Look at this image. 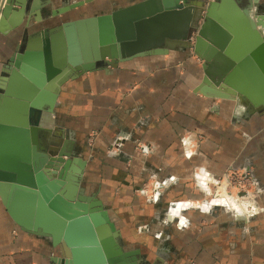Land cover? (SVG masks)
Instances as JSON below:
<instances>
[{
  "label": "crops",
  "instance_id": "crops-1",
  "mask_svg": "<svg viewBox=\"0 0 264 264\" xmlns=\"http://www.w3.org/2000/svg\"><path fill=\"white\" fill-rule=\"evenodd\" d=\"M33 1L41 6L40 21L36 13L20 18L12 11L0 31V76L25 34L140 0H93L54 18L53 8L80 0ZM187 50L136 57L68 80L44 125L61 148L86 161V193L102 199L124 249L138 251L139 263L145 255L148 264H264V193L253 203L256 212L238 211L217 206L216 197L208 203L205 187L251 162L264 187V133L254 127L264 116L238 97L198 91L203 61ZM138 142L151 144L150 153L142 154ZM146 184H154L150 198L138 192ZM132 228L140 231L136 239L128 236ZM58 254L50 239L22 231L0 198V264H51Z\"/></svg>",
  "mask_w": 264,
  "mask_h": 264
},
{
  "label": "water",
  "instance_id": "water-1",
  "mask_svg": "<svg viewBox=\"0 0 264 264\" xmlns=\"http://www.w3.org/2000/svg\"><path fill=\"white\" fill-rule=\"evenodd\" d=\"M92 1L53 8L51 18ZM3 2L1 32L12 11L20 18L32 12L42 19L36 1ZM251 5L243 6L242 0H140L22 37L0 76V198L22 231L46 237L58 248L51 264H141L138 251L124 249L122 233L102 199L85 193L86 161L61 148L52 128L44 125L62 86L88 72L182 46L203 61L198 91L220 90L224 99L242 94L253 113L264 115V13L252 11ZM192 28L198 30L194 41L189 39Z\"/></svg>",
  "mask_w": 264,
  "mask_h": 264
},
{
  "label": "rangeland",
  "instance_id": "rangeland-1",
  "mask_svg": "<svg viewBox=\"0 0 264 264\" xmlns=\"http://www.w3.org/2000/svg\"><path fill=\"white\" fill-rule=\"evenodd\" d=\"M205 1L208 2L210 0H205ZM251 1H252V5H251V3H249V0H242V5L243 6L251 5L252 6V11H256L257 10V11H260L261 13H264V0H258L257 2L255 0H251ZM1 4H4L3 0H1L0 5ZM56 23H57L56 21H50L48 25H50V24L51 25H56ZM197 34H198V30L192 28L190 30V32H189V39H192V41H194V39H195V37H196ZM181 47L178 46L175 49H181ZM184 48H186V47H184ZM186 49H188L187 51L191 55H193L194 57H196L199 60H201L198 56H196L193 53V49H191V48H186ZM1 61H2V58H1V55H0V62ZM236 95H237L238 99H239V97H240V99H243L240 94H236ZM221 99H224V98H221ZM227 99H229V98H227ZM240 99L238 101H240ZM242 103L247 106V104L244 103L243 101H242ZM253 114H256L257 117L258 116L259 117L260 116H264L263 114H259V113H253ZM45 126H47V125H45ZM254 127H255V129H258V130L261 129L262 132L264 133V130H263L264 129V121L262 122V121H256L255 120ZM93 134H94V132L91 133L90 141L93 138L92 137ZM51 136H52L53 140H55L56 134H55L54 131L52 132ZM258 136H262V134H259ZM138 143H140V142H138ZM52 144H56V143L55 142H52ZM148 145H151V144H148ZM148 147H150V150L149 149L148 150L147 149H144V150H147V151H143L138 146V144L136 145V148L139 151H141L142 154H145V155L149 154L150 151H151V146H148ZM253 155H254L253 157L255 158L256 157L255 156L256 154H253ZM257 157L255 159H258ZM262 158H264V153L262 154V157L259 156V159L260 160ZM241 168L242 169L241 170H237V172H233V171H235L234 169H229L222 176H219L216 179L215 178L208 179V182H207V184L205 186L206 187V192H207L206 198L208 200V203H210V202H213V203L216 202L215 199H214L216 197V199L218 200L216 203H217V206H219V207H222V208H225V209L226 208H229V209L233 208L235 210L242 211L245 208V206H246V207L249 208L248 211L251 209L252 212H256V211H253L252 210V209H254L257 206V205L255 206L253 203H256L255 200H257L258 196L262 192L264 193V187H263V184L261 182V177L259 176L260 174L257 173V171H256L255 162H251L250 164H246V165L242 166ZM226 177H228L229 179H231L230 186L228 187L227 190L231 191L232 192V195L236 196V194H235L236 192L239 193L242 196L243 195H249L251 197L248 198V199H251V200H247V201H242L241 202V201H238V200L234 199V197L229 196L230 193H227L226 188L224 187L225 182L226 183L228 182L226 180ZM215 181H219V182L218 183H215ZM81 185L83 186L84 191L86 193L87 187H86V183H85V180H84V176H83V178L81 180ZM153 185L154 184H146V187H142V189H139L138 192L141 193V194H143L146 197L153 196L152 195L153 194V190L151 189V187ZM86 194H88V193H86ZM94 195H96V194H94ZM218 197H220V198H218ZM148 198H150V197H148ZM248 203H249V205H251V204L252 205L249 206V205H247ZM237 205L240 206V207H237ZM257 212H259V211H257ZM111 219L113 220V218H111ZM134 224H135V221L133 222V225ZM15 232H16V230H15ZM138 232H140L139 229H136L135 230L134 228H132L129 231L128 236H130V238L136 239L135 238V237H137L136 235L140 234ZM142 232H143L144 236L150 237V234H151L152 231L146 229V230H142ZM122 241H123V236L121 237V242ZM55 248H57V247H55ZM148 253H146V254L147 255H150V253L149 254ZM141 261H142L141 264H148L147 261L145 260V255L143 256V260H141Z\"/></svg>",
  "mask_w": 264,
  "mask_h": 264
},
{
  "label": "bare ground",
  "instance_id": "bare-ground-1",
  "mask_svg": "<svg viewBox=\"0 0 264 264\" xmlns=\"http://www.w3.org/2000/svg\"><path fill=\"white\" fill-rule=\"evenodd\" d=\"M212 94H214V95H216V96H219V97H222V95H224V94H222V91L220 92V90L219 91H217L216 93H212ZM237 93H233V94H231L230 96L231 97H233V98H235V97H237V95H236ZM241 95V97L244 99V97L242 96V94H240ZM239 99H240V97H239ZM243 99H240V101L242 102L243 101ZM249 109V108H248ZM250 110V112H252V109H249ZM226 180L228 181L227 183L225 182V185H224V187L226 188V191H227V193H230L229 194V196H231V197H234V199H236V200H238V201H247L248 200V198H250L251 196H249V195H240L239 193H235L236 194V196H234V195H232V192L231 191H229V190H227L228 189V187L230 186V183H229V180L227 179V177H226ZM219 181H215V183H218ZM222 183V182H221ZM218 198H220V197H218ZM237 207H240V206H238L237 205Z\"/></svg>",
  "mask_w": 264,
  "mask_h": 264
},
{
  "label": "built area",
  "instance_id": "built-area-1",
  "mask_svg": "<svg viewBox=\"0 0 264 264\" xmlns=\"http://www.w3.org/2000/svg\"><path fill=\"white\" fill-rule=\"evenodd\" d=\"M3 6H4V4H1V5H0V19H1V16H2V9H3ZM146 145H147V146H150V145H148V144L138 143V146H139V147L141 148V150H143V151H145V150H144V147H145ZM149 150H150V147H149ZM233 172H237V170H235V171H233ZM244 172H245V171H244ZM227 178H228V177H227ZM228 180H229V183H231V179L228 178Z\"/></svg>",
  "mask_w": 264,
  "mask_h": 264
}]
</instances>
